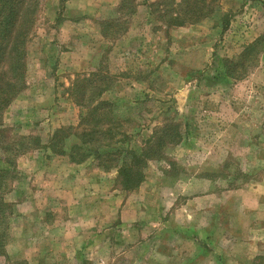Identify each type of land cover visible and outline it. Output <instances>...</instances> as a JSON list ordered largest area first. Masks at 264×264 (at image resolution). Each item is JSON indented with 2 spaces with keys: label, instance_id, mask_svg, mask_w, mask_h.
I'll list each match as a JSON object with an SVG mask.
<instances>
[{
  "label": "rangeland",
  "instance_id": "374dc122",
  "mask_svg": "<svg viewBox=\"0 0 264 264\" xmlns=\"http://www.w3.org/2000/svg\"><path fill=\"white\" fill-rule=\"evenodd\" d=\"M176 1L38 0L26 88L2 117L7 141L42 147L76 127L83 110L68 94L81 77L105 88L124 147L170 122L182 140L129 192L115 169L28 145L2 192L0 264H229V240L264 227V52L243 80L221 77L223 60L264 36V0H217L226 26L182 27L160 17Z\"/></svg>",
  "mask_w": 264,
  "mask_h": 264
},
{
  "label": "trees",
  "instance_id": "16d2710c",
  "mask_svg": "<svg viewBox=\"0 0 264 264\" xmlns=\"http://www.w3.org/2000/svg\"><path fill=\"white\" fill-rule=\"evenodd\" d=\"M127 1L121 0L120 7ZM176 2L174 6L179 12L160 15L162 20L170 21L173 26L194 25L207 19L219 21L226 26L229 21L228 14L219 11L217 0ZM37 8L38 0H0V154L5 157L3 164L7 167L0 168V221L5 219L6 208L9 209L2 198L5 180L9 177V170L15 166V160L30 149L28 145L45 149L52 155L66 156L74 164L92 160L104 171L115 169L121 189L129 192L140 187L145 180L148 162L162 157L166 147L178 145L182 140L180 124L170 122L155 129L140 149L124 147V140L117 137L127 136L119 130V120L113 105L99 101L105 88L101 89L92 83V87L86 89L87 80L81 77V80L74 81L68 94L75 106L83 110L76 127L54 130L47 144L42 147H39L37 139L7 141L2 117L26 88V49L36 27ZM261 51L264 52V36L247 44L235 59L223 60L221 77L224 80H243L249 69L255 66ZM6 238L4 231L0 230V256L3 257H6Z\"/></svg>",
  "mask_w": 264,
  "mask_h": 264
},
{
  "label": "crops",
  "instance_id": "0c3cea01",
  "mask_svg": "<svg viewBox=\"0 0 264 264\" xmlns=\"http://www.w3.org/2000/svg\"><path fill=\"white\" fill-rule=\"evenodd\" d=\"M47 90L54 93L53 83ZM246 230L241 239H236V236H233L232 240L234 241L229 240L232 244L231 249H233V251H229L231 253L229 264H255L257 262L261 264V261L264 260V227L254 224ZM213 264H218V262L213 261Z\"/></svg>",
  "mask_w": 264,
  "mask_h": 264
}]
</instances>
